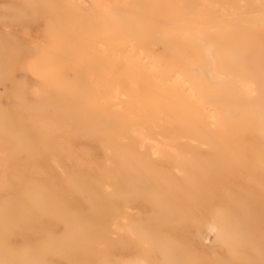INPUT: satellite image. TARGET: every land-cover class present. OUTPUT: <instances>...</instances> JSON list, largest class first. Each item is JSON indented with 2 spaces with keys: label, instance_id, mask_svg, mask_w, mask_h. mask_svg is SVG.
Returning <instances> with one entry per match:
<instances>
[{
  "label": "bare ground",
  "instance_id": "6f19581e",
  "mask_svg": "<svg viewBox=\"0 0 264 264\" xmlns=\"http://www.w3.org/2000/svg\"><path fill=\"white\" fill-rule=\"evenodd\" d=\"M176 239L264 264V0H0V264Z\"/></svg>",
  "mask_w": 264,
  "mask_h": 264
},
{
  "label": "rangeland",
  "instance_id": "374dc122",
  "mask_svg": "<svg viewBox=\"0 0 264 264\" xmlns=\"http://www.w3.org/2000/svg\"><path fill=\"white\" fill-rule=\"evenodd\" d=\"M138 211V210H137ZM167 231H169V230H167V229H165V230H161V229H158V230H156V233L157 234H160V233H162L163 232V234L166 232V233H169V232H167ZM184 239H176V242H174V245H177V251H175V252H166V254H171V255H173V254H177L178 253V256H180V257H178L177 259L179 260V263L181 264H189V262L191 261L192 262V259H191V253H190V251L188 250V247H187V244H186V241L184 240ZM178 242V243H177ZM181 244V245H180ZM129 245L130 244H128V248L130 249V251H128L127 252V264H129L130 263V261H131V256L132 257H135V255L136 256H138L139 255V248H137V249H133V248H130L129 247ZM185 247V248H184ZM128 249V250H129ZM131 249L133 250V251H131ZM182 249V250H181ZM169 250H173L171 247H169ZM181 251H183V253H181ZM129 256V257H128ZM159 258H157V263L160 261V262H162L163 260H161L162 259V257H160V255L158 256ZM183 259V260H182ZM159 262V263H160ZM162 264V263H161Z\"/></svg>",
  "mask_w": 264,
  "mask_h": 264
}]
</instances>
